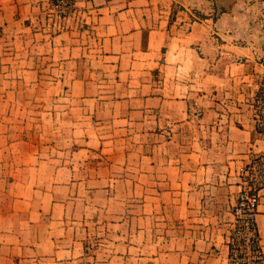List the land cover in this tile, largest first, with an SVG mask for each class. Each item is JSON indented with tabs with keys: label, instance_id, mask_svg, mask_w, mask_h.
Returning <instances> with one entry per match:
<instances>
[{
	"label": "crops",
	"instance_id": "obj_1",
	"mask_svg": "<svg viewBox=\"0 0 264 264\" xmlns=\"http://www.w3.org/2000/svg\"><path fill=\"white\" fill-rule=\"evenodd\" d=\"M75 3L84 23L46 35V0H0V264H228L239 167L264 151V0ZM26 98L50 103L45 153L14 135L36 121L1 118L42 114ZM257 227L264 251V195Z\"/></svg>",
	"mask_w": 264,
	"mask_h": 264
},
{
	"label": "rangeland",
	"instance_id": "obj_2",
	"mask_svg": "<svg viewBox=\"0 0 264 264\" xmlns=\"http://www.w3.org/2000/svg\"><path fill=\"white\" fill-rule=\"evenodd\" d=\"M47 1V5L45 7V12L43 14L42 17V21L43 23V27H44V31L43 33H45L46 35H50L53 33H56L58 31H61L63 29H66L67 27H69L70 25L73 26H80L84 23V12H85V6L75 3L72 5L70 4V0H58L60 1L58 4H52L51 0H46ZM56 1V0H53ZM48 23V24H47ZM1 33L2 30L0 29V39H1ZM45 38V36L43 35H37V36H32L31 37L27 36L25 38L26 41H23V43L29 44V43H37L39 45L40 48H42L40 45L45 43L43 38ZM17 43H20V40L16 41ZM9 43H15V42H9ZM46 52L43 53H39V60L40 61H45L47 58L46 56ZM29 56V54L27 55ZM37 56V57H38ZM255 75L252 77L251 80V84H250V95H249V108L251 109L252 112V122L253 125L255 127V129L257 130V133L262 141V143H264V70H259L257 72L254 73ZM35 89H37V91L39 93H41L42 91H45V86L44 85H35L34 86ZM30 90L27 89L26 91L23 92V95H29ZM21 103L23 104V106L28 107L30 104H36V105H32L34 109L39 110V109H44V111H42V114H39L37 116H35V118H29L26 117L25 114L23 113L22 117H20L19 115L17 116H4L1 118H4L5 121L9 120V123H15L16 125H20V124H28L30 125L31 122H37L38 125L36 127V129H30L29 126L24 127L27 129L23 130H19L16 131V133H14V135L18 136V138L16 140H18L20 143H24L23 146V150L24 151H31L33 150H37L39 149L40 152L45 153L47 151L46 145L45 143V139L47 137V129H46V125L45 123H48L49 121H47V117L45 114L46 111V105L50 104L49 102L46 103V101L44 100H35V101H29L27 98L23 101H21ZM13 104V100L9 99V100H3L0 101V107H4L5 109L12 108ZM27 110H29L30 108H26ZM24 112V110H23ZM28 112V111H26ZM35 114V113H33ZM73 117H67V122H69ZM18 119H23L18 120ZM69 134V138H72V133H68ZM50 137L53 135L52 132H50L48 134ZM55 135V133H54ZM75 136H77V131H75ZM74 136V137H75ZM42 139L44 141H42ZM71 141H74L73 139H71ZM37 143H41L40 145H37ZM34 144V145H33ZM22 146H13V152L18 153ZM74 146V145H73ZM34 147V148H33ZM37 147V148H36ZM50 149V148H49ZM48 149V151H49ZM38 151V150H37ZM264 152V151H263ZM262 152V153H263ZM261 153V152H259ZM259 153L253 155L252 157H250L247 160V163L250 162L252 159H254L255 157H257V155H259ZM264 161V160H263ZM256 162V161H255ZM246 163V162H245ZM245 163L243 165H241L239 167L240 169V173H241V182L239 183L240 186L237 189L236 192V196H235V201L233 203V207L236 203V197H237V193L238 191L242 188V186H246L248 187V184L250 183L249 180H257L259 179V173L257 172V169L259 167L262 168V166H260V164H258L256 162L255 167L249 169L248 171H245L243 169V167L245 166ZM255 170V171H254ZM264 175V174H263ZM263 183L259 188L258 191V198H257V206H256V214H255V219H256V223H257V213H258V207L262 201V197L264 195V193L262 192L264 189V176H263ZM233 207H232V221H231V225L228 226L227 228V233L228 236L229 235H233V253H235L234 258L235 260L238 261L239 264H245L250 257L249 255H252V251L249 247H247V243H246V239L245 236L242 234L243 232H239L237 230L234 229L233 225V221L235 219V215L233 213ZM121 210V209H120ZM233 233V234H232ZM260 243V242H259ZM227 244H228V237H227ZM229 248V247H228ZM262 253H263V258H264V251L261 248ZM246 255H240V254H245ZM226 262L228 264H236L234 262L229 261L226 259Z\"/></svg>",
	"mask_w": 264,
	"mask_h": 264
},
{
	"label": "built area",
	"instance_id": "obj_3",
	"mask_svg": "<svg viewBox=\"0 0 264 264\" xmlns=\"http://www.w3.org/2000/svg\"><path fill=\"white\" fill-rule=\"evenodd\" d=\"M60 1L51 0L52 4H58ZM75 0H70V4H74ZM264 152L259 153L257 157L252 159L250 162L246 163L243 169L248 171L249 169L255 167L256 162L260 164L261 167L257 169L259 173V179L257 180H249L248 187L242 186V188L237 193L236 203L233 207V213L235 215V219L233 221V227L235 230L239 232H243L242 234L245 236L247 247H249L252 251V255L248 256L250 259L245 264H261L263 260V253L261 250V246L259 243V232L255 219L256 214V206H257V198L258 191L260 186L263 183V174H264ZM256 161V162H255ZM255 171V170H254ZM233 234V233H232ZM233 235L228 236V258L229 261L239 264L237 260H235L233 253ZM240 254V255H246ZM237 256V255H235ZM238 257V256H237Z\"/></svg>",
	"mask_w": 264,
	"mask_h": 264
}]
</instances>
